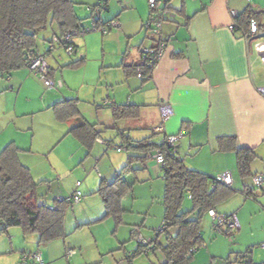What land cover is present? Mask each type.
<instances>
[{
  "label": "crops",
  "instance_id": "1",
  "mask_svg": "<svg viewBox=\"0 0 264 264\" xmlns=\"http://www.w3.org/2000/svg\"><path fill=\"white\" fill-rule=\"evenodd\" d=\"M77 1L87 2L88 7L99 2V0ZM137 1L139 11L133 8V0L126 7H122L120 0L113 1L109 13L104 14L103 19L107 22L119 18L120 27L106 34L88 33L101 34L103 47L109 48L108 57L112 56L110 60L105 59L106 64L103 67L110 70L105 76L106 83L111 87V91L106 89V100H103L99 106L80 105L78 102L82 118L93 125L99 133L95 144L109 148L114 145L113 141H116V138L121 139L122 142L125 138L133 142L148 140L150 144H159L163 135H154L150 129L161 125L162 106L168 105L172 115L164 124L165 134L175 135L183 131L184 137L174 151V155L183 160L188 169L209 177L231 172L234 183H237L234 169L239 177L240 175L235 152L220 147L221 139L233 137L236 146L255 151L257 158L251 165L252 175H263L264 97L260 89L264 88V53L258 51L256 44L264 42V34L259 39H245L243 36L248 32V26L239 24L230 15L231 10L242 15L251 9L264 29L262 12H258L251 5V0H172L170 10L173 15L163 27V38L167 42L166 52L155 66L151 78L142 83L136 80L138 78L135 74V66L140 60L141 48L151 45L153 38L143 29L144 23L150 16L147 0ZM126 14L127 17L120 20V17ZM76 16L83 23L84 20L77 14ZM234 23L236 29L231 31L229 27ZM47 29L49 33L44 37L43 47L38 46L40 51L47 48V41L53 34L61 32L55 24ZM47 29L40 33L46 34ZM75 44L78 49L76 57L80 55V62L83 63L84 60H88L89 51L87 50L86 54V50L80 48L79 42L75 41ZM87 45L89 46L88 40L85 42L86 47ZM58 54L52 58L50 64V78L53 80L62 66L67 65L61 59L63 54L61 52ZM85 81L92 83L93 78L90 80L85 78ZM67 83L68 88L65 89L63 85L56 93L47 91L41 80L27 68L11 75L0 73V152L9 144H14L20 150V162L30 170L31 174L34 172L33 169H36L31 161V154L38 149L37 147H41L40 142L35 139L36 118L44 116L42 118L47 119L48 126L54 130V133L56 131V137L59 135L61 137L65 131L69 134L78 124L77 121H70L67 129H64L63 122H60L54 113L55 104L67 100V97H72L77 91L72 81L67 79ZM107 101L111 104H107ZM114 107L118 108V112L130 111V115L118 118L115 116L117 111ZM147 131L151 132L152 136H149ZM107 135H110V139L104 138ZM97 140H102L104 143H99ZM114 147L116 151V145ZM99 157V154H94L93 160L98 162ZM150 164L156 165L154 162L141 161L143 169ZM126 166L128 164L120 163L112 170L102 173L99 165L96 164L94 171L101 182L111 184L122 172H119L120 169L123 170ZM68 168L69 166L61 171ZM159 168L163 172V169ZM44 175L32 174L35 181L46 183L48 180ZM73 187L76 190L75 183ZM81 187L83 184L80 182L78 189ZM86 187L87 185L84 190L87 193L95 189H86ZM246 188L247 186L244 185L241 193L244 194ZM62 195L58 189L57 193H52V200L65 198ZM80 203L81 200L76 204ZM176 234L177 229H169L164 239L161 238L162 234L160 235L158 243L164 246L167 235L174 237ZM155 238L156 236L153 239ZM201 238L203 239L202 235ZM153 239L148 238V240ZM47 244L43 253L40 249L39 237L28 236L27 249L15 255L16 261L20 264L23 254L30 250L40 251L44 264H54V246ZM71 251L74 252L72 257H76L72 264H104L105 259L89 262L84 249L81 250L80 257H77L76 250ZM115 251L119 250L109 252L112 259L108 264H136L138 258L131 261L128 259L127 263L120 262L119 255L115 254ZM150 252L160 255L157 256V264H166L167 260L161 250L154 248ZM106 254H101V258ZM144 264L152 263L149 260Z\"/></svg>",
  "mask_w": 264,
  "mask_h": 264
},
{
  "label": "rangeland",
  "instance_id": "2",
  "mask_svg": "<svg viewBox=\"0 0 264 264\" xmlns=\"http://www.w3.org/2000/svg\"><path fill=\"white\" fill-rule=\"evenodd\" d=\"M72 1L77 2V4L75 3L76 14L84 20L83 24L85 26H89L92 18L87 11L88 3H81L77 0ZM120 1L122 7H126L132 0ZM133 1V8L138 9L139 2L137 0ZM251 5L258 12H262L261 17L264 18V0H251ZM125 17H127V14L122 18L120 17V20ZM48 33L49 29H47L46 34L39 33L37 35L39 47H43L44 37ZM84 37H76L75 41L79 42L82 50H86V54L87 50L89 51L88 60L81 63L80 55L78 58L76 55L66 57L63 53L61 59L67 65L62 66L63 68L56 73L55 79H60L65 89L68 88L67 79L74 83L77 91L73 93L72 97H67L69 100L74 98V100L78 99L76 103L80 102V105L99 106L103 103V100H106V89L111 91V87L105 80V76L110 70L103 67L106 64L105 59L110 60L112 56L108 57L110 49L103 47V36L101 34H86ZM87 40L89 41L88 47L85 46ZM58 55L56 53L54 56ZM51 63L52 58L49 59V64ZM85 78L88 80L93 78V82L85 81ZM136 80L141 82L138 79ZM42 117L44 116L36 118V129H34L36 132L35 139L40 142L41 147H37L39 151L35 149V152L31 154V161L36 166L32 174H45L44 178L48 180L46 183L43 182L37 189L38 201L45 204H55V201L52 200V193H57L60 189L62 196L65 198L59 197L58 199H68L69 194L75 190L73 187L74 181L79 180L83 184V187L78 189L82 194L81 203L75 206L66 204L64 220L66 238L47 244L54 246L55 260L53 263L72 264L73 259L76 258L72 257L74 253L71 250L73 249L76 250V254L78 252L77 257H80V252L84 249L89 262L93 263L105 259L104 262L102 260L104 264H108L112 259L109 252L119 250L114 253L119 255L120 262L127 263L128 258H131L139 248L134 232L139 230L144 239H153L157 230L163 225L164 207L162 198L164 182L162 170L154 164H152L153 166L150 164L149 167L143 169L141 161L135 159L129 162L128 158L134 156L133 152L128 150L117 153L114 150V145L124 147V142L119 138L113 141L114 145L112 147L102 148L94 144L91 151L88 152L73 135L66 133L67 131L61 137H59L60 135L56 137V131L54 133V130L48 126L47 119L45 120ZM63 125L64 129H67L68 122H63ZM152 134L149 136H152ZM107 136L104 138L110 139V135ZM94 154H99L98 159L101 161L93 160ZM120 163L129 165L130 171L124 176V179L132 185V191L122 200L120 215L122 223L117 226L115 217L103 219L105 209L102 198L98 194H93L101 184V180L94 171V166L98 164L100 171L105 173ZM68 166V169L61 171ZM121 171L122 169L119 172ZM234 177L238 182L234 183L232 188H236L238 192L218 205L217 211L225 215L235 214L239 219L240 229L217 232L214 230L212 219L206 214L201 225L203 244L185 264H244L247 260L246 255L253 264L263 263L264 191L254 189L252 177L241 179L235 169ZM85 185H87L86 189L95 188L94 191L85 192ZM244 185L247 186L250 193H254L252 197H247L245 193H241ZM190 206L191 203L186 200L184 208L189 209ZM28 236L31 235H24L20 228H9L6 232L0 233V264H18L15 255L27 249ZM161 238L164 239L165 234H162ZM45 245H40L43 253ZM121 247L123 248L120 249ZM105 253L107 254L101 258V254ZM157 256L160 257L159 254L155 255L149 250L148 253H142L136 257L138 258L136 264H144L149 260L152 264H157Z\"/></svg>",
  "mask_w": 264,
  "mask_h": 264
},
{
  "label": "trees",
  "instance_id": "3",
  "mask_svg": "<svg viewBox=\"0 0 264 264\" xmlns=\"http://www.w3.org/2000/svg\"><path fill=\"white\" fill-rule=\"evenodd\" d=\"M255 16L250 9L239 15L237 21L248 26L250 19ZM54 24L58 25L60 33L82 25L72 0H0V73L11 75L25 68L26 55L31 51H40L37 35ZM53 109L60 122H78L69 134L90 152L99 133L82 118L76 100L59 102ZM114 109L118 110L117 107ZM127 115H130V111L123 110L117 111L115 116L120 118ZM234 141L233 137L221 139L220 147L234 150L238 173L242 179L253 177L251 165L257 158L255 151L238 147ZM124 144L126 151L138 154L129 156V162L134 159L147 162L146 153L156 146L148 140L133 142L125 138ZM19 152L14 144H9L0 152V233L9 228H20L24 235H37L40 244L66 238V204L55 201L54 206H49L38 201L37 189L44 181L38 183L34 180L30 170L20 162ZM174 153L167 158L166 167L162 168L163 224L166 225L163 234L172 228L177 229V234L174 237L167 235L164 246L158 243L161 234H156L152 244L164 254L166 264H185L192 257H186L188 251L193 246L203 244L201 225L204 216L211 209L217 211V206L233 197L236 190L219 183L215 190H211L214 177L188 169ZM128 167L122 170L113 183L102 181L94 193L102 198L105 207L103 219L115 217L117 226L122 223V200L132 191V185L124 179L130 171ZM245 190L247 197L254 195L247 188ZM188 192L191 199L187 197ZM186 200L191 203L189 209L184 208ZM138 247L133 256L128 258L130 261L142 253H148L147 247Z\"/></svg>",
  "mask_w": 264,
  "mask_h": 264
},
{
  "label": "built area",
  "instance_id": "4",
  "mask_svg": "<svg viewBox=\"0 0 264 264\" xmlns=\"http://www.w3.org/2000/svg\"><path fill=\"white\" fill-rule=\"evenodd\" d=\"M116 0H99L94 6L87 7V11L91 14L92 22L89 26H85L83 23L77 29H68L62 33H56L51 36L47 41V48L44 51H31L26 55L25 68L33 72L42 82L44 88L50 92H57L63 87L61 80H53L50 78L51 67L49 59L54 58L56 53L61 52L66 57H72L78 53L77 46L75 44L76 37H83L88 33L100 32L103 34L118 29L120 22L118 18H114L110 21L105 22L103 19L104 14L109 13L111 3ZM249 1V0H247ZM172 0H147L148 7L150 10L149 19L144 23L143 29L145 32L153 38L152 44L149 46H143L141 48V57L136 66V77L141 81H148L157 63L164 56L167 49V42L163 38V27L167 21L172 18V12L170 10V3ZM230 15L234 20H237L239 14L235 10L230 11ZM229 29L235 31L236 24L230 25ZM264 34V29L260 22L256 18H251L248 24V32L244 34V38L259 39ZM264 46V42L256 44L258 51H261V47ZM262 52V51H261ZM264 53V51H263ZM261 95L264 97V88L260 89ZM111 104L110 101L106 102ZM161 125L158 127L151 128L154 135H163L162 140L159 144L153 147L149 152L146 153V161L154 162L161 168L166 167V160L168 157L173 155V152L180 145L184 133L180 131L175 135L165 134L164 124L171 117L172 111L168 105H163L161 109ZM99 143H104L102 140H97ZM127 149L124 147H116L117 152H124ZM223 184L226 187H233L234 178L231 172H224L214 177L211 184V190H215L217 184ZM252 183L254 189L258 191L264 190V176L261 174H255L252 177ZM76 190L68 199H58L59 203L66 202L67 204L74 205L79 203L81 200V192L78 191L80 181H75ZM187 197L191 199V194L188 192ZM208 216L214 223V230L217 232L235 231L240 229V223L235 214L225 215L217 212L214 209L208 211ZM166 230V225L163 224L159 228L156 234H163ZM135 233V239L137 243L143 247H147L146 252L155 248V244H152V240L144 239L140 231L137 230ZM200 246H193L187 253L186 257L193 256ZM264 249V245H263ZM74 253V252H73ZM244 264H253L248 256ZM20 264H44L42 254L40 251H29L23 254ZM264 264V261L263 263Z\"/></svg>",
  "mask_w": 264,
  "mask_h": 264
},
{
  "label": "bare ground",
  "instance_id": "5",
  "mask_svg": "<svg viewBox=\"0 0 264 264\" xmlns=\"http://www.w3.org/2000/svg\"><path fill=\"white\" fill-rule=\"evenodd\" d=\"M261 51H262V52L264 51V46L261 47Z\"/></svg>",
  "mask_w": 264,
  "mask_h": 264
}]
</instances>
